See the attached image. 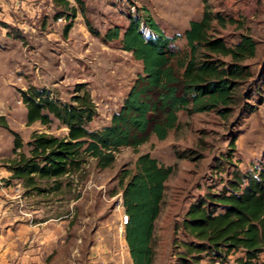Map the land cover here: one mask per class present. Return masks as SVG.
Returning a JSON list of instances; mask_svg holds the SVG:
<instances>
[{
	"label": "rangeland",
	"instance_id": "obj_1",
	"mask_svg": "<svg viewBox=\"0 0 264 264\" xmlns=\"http://www.w3.org/2000/svg\"><path fill=\"white\" fill-rule=\"evenodd\" d=\"M249 1L81 0L77 4L69 0L76 14L63 37L68 20L56 17L60 9L51 0H0V117L8 125V129L0 125V160L13 156L12 133L19 136L24 152L34 130L66 135V128L56 120L26 125L19 91L28 86L44 87L54 98L68 101L75 87L83 85L96 106L88 128L109 123L142 72V64L121 48L120 36L103 37L113 27L121 34L131 16L147 13L165 35L174 36L189 21L199 20L207 4L213 12L235 20L223 28L216 26L215 35L228 44L236 43L241 34L256 41V55L244 61L256 78L264 59V3L253 0L251 6ZM141 30L147 33L144 26ZM175 44L185 48L181 39ZM178 119L179 126L165 140L151 134L137 153L130 147L119 149L110 168L98 169L92 158L87 159L79 173L61 178L58 190H26L10 179L1 164L0 264H132L124 239L126 213L119 175L122 169L133 168L142 153L174 169L165 182L155 221L153 264H175L174 242L185 240L177 226L188 206L209 191L218 192L233 170L246 172L264 161V101L241 102L226 121L214 112H179ZM232 138L234 151L229 149ZM180 153L184 157L179 158ZM242 256L236 252L218 261L201 255L199 264H239L236 258ZM252 263L264 264V254Z\"/></svg>",
	"mask_w": 264,
	"mask_h": 264
},
{
	"label": "trees",
	"instance_id": "obj_2",
	"mask_svg": "<svg viewBox=\"0 0 264 264\" xmlns=\"http://www.w3.org/2000/svg\"><path fill=\"white\" fill-rule=\"evenodd\" d=\"M51 1L60 9L56 17L68 20L62 29L66 37L76 8L69 0ZM227 24H235V20L205 4L201 18L189 21L188 27L174 36L165 35L147 13L131 16L121 34L118 27L108 29L103 39L120 36L121 48L142 64V72L109 123L99 129L88 128L96 106L83 85L75 87L68 101L54 98L44 87L28 86L19 91L26 108V125H48L56 120L66 128V135L34 130L24 152L19 136L12 133L13 156L0 160V165L26 190H58L61 178L79 173L89 158L98 169H106L123 147L137 153L151 134L165 140L179 126V112H214L226 121L241 102L252 98L264 101V59L256 78L244 63L256 55V41L249 34H241L236 43L228 44L215 35L216 26ZM179 39L185 48L176 46ZM0 125L8 129L3 117ZM234 146L232 138L229 149L234 151ZM178 157L184 156L180 153ZM173 171V166L142 153L133 168L120 172L121 204L127 216L124 239L132 264L154 262L155 221L165 182ZM177 227L185 240L174 242L175 264H199L201 255L220 261L236 252L243 254L236 258L239 264H253L264 254V161L246 172L233 170L218 192L209 191L188 206Z\"/></svg>",
	"mask_w": 264,
	"mask_h": 264
},
{
	"label": "crops",
	"instance_id": "obj_3",
	"mask_svg": "<svg viewBox=\"0 0 264 264\" xmlns=\"http://www.w3.org/2000/svg\"><path fill=\"white\" fill-rule=\"evenodd\" d=\"M257 1H258V0H257ZM260 1H261L262 4L264 3V0H263V1L260 0ZM244 3L247 4V1L244 2ZM244 3L242 2V4H244ZM249 4L252 6V5H253V0H250V1H249ZM0 5H1V4H0ZM244 7L247 9V5H245ZM254 7H256V6H254ZM263 11H264V9H263ZM253 13H255V11H253ZM3 17L5 18V16H3ZM4 18H3V19H4ZM2 33H3L4 35H6L7 32H6V31H3Z\"/></svg>",
	"mask_w": 264,
	"mask_h": 264
},
{
	"label": "built area",
	"instance_id": "obj_4",
	"mask_svg": "<svg viewBox=\"0 0 264 264\" xmlns=\"http://www.w3.org/2000/svg\"><path fill=\"white\" fill-rule=\"evenodd\" d=\"M126 220H127V216H126V215H124V216H123V222L125 223V222H126Z\"/></svg>",
	"mask_w": 264,
	"mask_h": 264
}]
</instances>
